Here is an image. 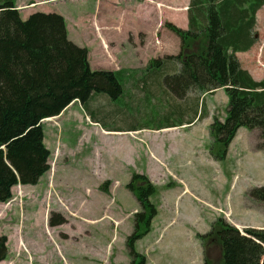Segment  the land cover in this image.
<instances>
[{
    "label": "rangeland",
    "instance_id": "374dc122",
    "mask_svg": "<svg viewBox=\"0 0 264 264\" xmlns=\"http://www.w3.org/2000/svg\"><path fill=\"white\" fill-rule=\"evenodd\" d=\"M102 2L18 0V8L23 20L38 12L63 16L69 39L88 48L95 71L125 67L144 74L150 61L180 53L179 37L165 25L172 22L183 29L188 16L182 12L155 2L161 17L153 26L146 0ZM96 12L103 13L108 25L130 32L119 63L101 50L90 29ZM254 35L255 45L237 58L262 81L264 7L257 14ZM149 82H129L117 101L97 96L88 110L73 103L61 116L43 121L51 170L36 186L15 187L13 199L0 205V235L7 236L12 258L8 264H132L126 241L134 232L135 213L141 212L127 189L134 174L148 177L157 189L151 198L157 217L151 232L135 246L147 264H193L197 259L198 264H216L222 255L220 241L215 235L207 241L200 237L208 236L218 220L240 232L264 229V203L250 197L253 189L264 187L260 130L241 128L226 159L216 160L220 147L213 151L210 126L227 117L225 91H193L179 100L162 82ZM178 123L185 126L154 131ZM51 218L60 224L50 227Z\"/></svg>",
    "mask_w": 264,
    "mask_h": 264
},
{
    "label": "trees",
    "instance_id": "16d2710c",
    "mask_svg": "<svg viewBox=\"0 0 264 264\" xmlns=\"http://www.w3.org/2000/svg\"><path fill=\"white\" fill-rule=\"evenodd\" d=\"M17 3L0 0V204L13 199L15 187L36 186L51 170L43 121L61 116L73 103L88 110L97 96L117 101L129 82L139 86L150 79L160 81L179 100L193 91L204 95L224 90L229 100L227 117L210 126L213 151L220 147L216 160L226 159L241 128L259 129L264 140V80L256 81L237 58L255 45L257 14L264 0H190L188 28L165 25L179 37L180 53L150 61L144 74L125 68L93 70L89 50L69 39L63 16L38 12L23 20ZM127 189L141 207L134 215L127 247L132 264H147L135 246L151 232L157 216L151 198L157 189L140 174L133 175ZM101 190L108 193L106 188ZM250 197L264 203V187L253 189ZM58 224L51 218L50 227ZM212 229L200 238L207 241L215 235L220 241L222 255L216 264H264V229L240 232L223 220ZM8 256V238L0 235V263Z\"/></svg>",
    "mask_w": 264,
    "mask_h": 264
},
{
    "label": "crops",
    "instance_id": "0c3cea01",
    "mask_svg": "<svg viewBox=\"0 0 264 264\" xmlns=\"http://www.w3.org/2000/svg\"><path fill=\"white\" fill-rule=\"evenodd\" d=\"M99 1H100V6H102V3H103L102 0H99ZM154 1L156 3L162 2L169 8V10H177L178 12H182L185 16H187V10H185L184 8L189 6L190 0H154ZM155 2H154V4L148 3L149 8L151 9V12H150L151 17H153V26H155L156 20L158 21V19L161 17L160 12H157ZM117 8H120V7L117 6ZM155 12H156V15H155ZM102 15H103L102 12H96L94 14V16L96 18L95 24L90 25V29H92V31L94 32V35L96 37V40L100 43L101 50L103 52L104 51L107 52L110 56H113L114 58H116L117 62L119 63L120 62V56H125V54L127 52L125 46L122 43L126 42L127 44H129V41H130L129 40V35H130L129 33L130 32L128 30L125 31L123 26L108 25L106 23V21H104L101 18ZM156 16H158V17H156ZM187 28H188V21H187L186 26L183 27V29H187ZM124 33L126 34L125 36H127L126 40H124V37H122ZM162 43H164V41H162ZM89 60H90L91 66H92V61H91L90 57H89ZM116 70H119V68H117ZM181 126H185V125H182V123H178V124L174 125V127H171V128L160 126L157 129H155L154 131L163 132L164 130L166 131L167 129L168 130H171V129L177 130L178 127H181ZM142 240H140V241H142ZM140 241H138V242H140ZM25 244L27 245L28 249L33 253V256H34V251L32 249V245L30 243L29 244L26 243V241H25ZM199 256H201V254H199L198 257ZM11 259L12 258L10 257V254H9L8 259L6 261L1 262L0 264H8L11 261ZM146 262H147V258H146ZM198 263H200V260L197 259L193 264H198ZM201 263H203V258L201 259Z\"/></svg>",
    "mask_w": 264,
    "mask_h": 264
},
{
    "label": "bare ground",
    "instance_id": "6f19581e",
    "mask_svg": "<svg viewBox=\"0 0 264 264\" xmlns=\"http://www.w3.org/2000/svg\"><path fill=\"white\" fill-rule=\"evenodd\" d=\"M53 119H47V120H45V122L47 121V122H51Z\"/></svg>",
    "mask_w": 264,
    "mask_h": 264
}]
</instances>
